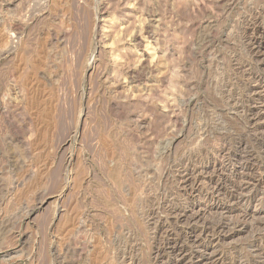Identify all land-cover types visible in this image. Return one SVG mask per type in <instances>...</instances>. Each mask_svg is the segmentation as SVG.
Here are the masks:
<instances>
[{
    "label": "rangeland",
    "instance_id": "1",
    "mask_svg": "<svg viewBox=\"0 0 264 264\" xmlns=\"http://www.w3.org/2000/svg\"><path fill=\"white\" fill-rule=\"evenodd\" d=\"M263 227L264 0H0V264H264Z\"/></svg>",
    "mask_w": 264,
    "mask_h": 264
},
{
    "label": "bare ground",
    "instance_id": "2",
    "mask_svg": "<svg viewBox=\"0 0 264 264\" xmlns=\"http://www.w3.org/2000/svg\"><path fill=\"white\" fill-rule=\"evenodd\" d=\"M133 4V3H132ZM127 5V4H126ZM98 6V5H97ZM135 6V5H134ZM87 8V7H86ZM98 9V8H97ZM129 9V8H128ZM102 10H103V6H100L99 7V9L98 10H96V13L94 12V30H96L97 29V27H98V22H97V18H98V16H99V14L101 15V13L100 12H102ZM105 10V9H104ZM90 12V11H89ZM107 12V11H106ZM104 13V12H103ZM137 16V15H136ZM150 21V20H149ZM89 23V22H88ZM147 26H148V24H147ZM150 26V25H149ZM99 28V27H98ZM121 27H119V29H120ZM148 28V27H147ZM146 28V29H147ZM98 30V29H97ZM148 30V29H147ZM101 31V30H100ZM120 31V30H119ZM94 32V31H93ZM97 32V31H96ZM95 33V32H94ZM98 33V32H97ZM139 33V32H138ZM138 33H137V35H138ZM99 34V33H98ZM146 34V33H145ZM137 35H135V40L137 41V44L138 45H142V43H141V39H140V41H139V35L137 36ZM96 37H99V36H96ZM93 38V37H92ZM131 38H133V37H131ZM105 39V38H104ZM95 40V39H94ZM134 42V41H133ZM95 43H96V41H95ZM101 43V42H100ZM136 45V44H135ZM151 46V45H150ZM104 47V46H103ZM137 47V46H136ZM147 53V52H146ZM110 54V53H109ZM149 58V57H148ZM147 56L145 57V58H142V62H141V64H140V66H139V68H137V69H139V70H137L136 71V75L135 76H137L138 78H142L143 76H144V72H145V70L147 69L148 70V72L150 73L151 71H152V69H151V64L148 66V65H146V63H147ZM89 61V60H88ZM140 62V61H139ZM146 62V63H145ZM124 63V62H123ZM154 63V62H153ZM86 64H87V62H86ZM135 64V63H134ZM154 68V67H153ZM94 70V69H93ZM133 70V69H132ZM103 71H104V69H103ZM88 72V71H87ZM105 72V71H104ZM103 72V73H104ZM147 72V71H146ZM147 72V73H148ZM101 73V72H100ZM99 73V74H100ZM109 73V72H108ZM127 73V72H126ZM135 73V72H134ZM102 76V75H101ZM106 77V76H105ZM99 78H100V76H99ZM138 78H136V79H138ZM147 78V77H146ZM101 80V79H100ZM113 80V79H112ZM104 81V80H103ZM131 81H134V80H131ZM98 83V82H97ZM99 84V83H98ZM115 84V83H114ZM118 84V83H117ZM99 86V85H98ZM97 86V87H98ZM129 94V93H128ZM134 95V94H133ZM132 96V95H131ZM163 110V109H162ZM9 120V119H8ZM139 121V120H138ZM255 122V121H254ZM257 122V121H256ZM260 129V128H259ZM259 131V130H258ZM263 133V132H262ZM73 134V133H72ZM71 135V134H70ZM228 151V150H227ZM215 156H221V158H223V153H222V150H217V151H215V154H214ZM224 155H226V154H224ZM249 155V154H248ZM69 156V155H68ZM227 156V155H226ZM225 156V157H226ZM67 157V156H66ZM70 157V156H69ZM212 157V156H211ZM68 158V157H67ZM67 158H65V159H67ZM217 158V157H216ZM64 159V161H66ZM220 159V158H219ZM230 159V158H229ZM222 160V159H221ZM225 160V159H224ZM234 160V159H233ZM246 160V159H245ZM63 161V160H62ZM240 161V160H239ZM244 161V160H243ZM247 161V160H246ZM69 162V161H68ZM72 163V162H71ZM201 163V162H200ZM207 163V162H206ZM217 163V162H216ZM226 163V162H225ZM234 163V162H233ZM238 163V162H237ZM240 163H241V161H240ZM257 163V162H256ZM68 164V163H67ZM236 164V163H235ZM209 165V164H208ZM220 165V164H219ZM218 165V166H219ZM228 165V164H227ZM233 165V164H232ZM221 166V165H220ZM240 166V165H239ZM244 166H245V164H242V168H244ZM66 167H68L67 165H66ZM193 167V166H192ZM203 168V170H206L205 169V166H203L202 167ZM217 168V167H216ZM234 168V167H233ZM194 169V168H193ZM195 169H197V168H195ZM211 169V168H210ZM224 169V168H223ZM222 169V170H223ZM226 169V168H225ZM224 169V170H225ZM190 170V169H189ZM195 171V170H194ZM187 172V175H185V177L183 176L182 177V179H181V181H180V184H181V186H182V188L184 189V190H186V191H188L189 189H191V190H199V182H200V174H199V172H201V171H199V172H197L198 174H195V172ZM207 171V170H206ZM185 172V173H186ZM208 172V171H207ZM253 172V171H252ZM202 173V172H201ZM205 173V172H204ZM263 173V172H262ZM189 175H191L192 177H186V176H189ZM65 176V175H64ZM203 179V178H202ZM60 180V179H59ZM203 180H205V179H203ZM219 181V180H218ZM179 182V181H178ZM205 182V181H204ZM201 183V182H200ZM207 183V182H206ZM210 184H211V182H210ZM239 184V183H238ZM245 185H248V184H243V186H245ZM211 186V187H210ZM209 187H207L206 189H205V191L208 193L209 191V194L211 195V197L212 198H215L216 196L217 197H221V189H220V187L221 186H219V184L218 183H216L215 182V184H211ZM252 187V186H251ZM250 189V188H249ZM248 189V191L249 192H251L250 190ZM236 190L237 191H239V193H237V194H235V195H229V196H227L228 197V199H229V201L231 202H235L236 204H240V202H242V201H244V202H247L248 201V196H247V194H245L246 192H247V188H244V187H239V185H238V187L236 188ZM202 191V190H201ZM248 192V193H249ZM223 194V193H222ZM250 200V199H249ZM249 202V201H248ZM58 210V207H57V205H56V207H54V210L53 211H57ZM176 210V209H175ZM193 210V209H192ZM195 211V210H194ZM198 211H200V210H198ZM194 212V214L193 215H191V214H189L190 216H192L191 218L193 219V220H196V221H199V219H201V215L199 214L200 212ZM173 212V211H172ZM179 212V211H178ZM186 213V212H185ZM171 214V213H170ZM173 214V213H172ZM171 214V215H172ZM174 214H176V212L174 213ZM173 214V215H174ZM178 214V213H177ZM169 215V214H168ZM180 215V214H179ZM178 215V216H179ZM189 215H187V216H189ZM155 216V215H154ZM175 216V215H174ZM182 216V215H181ZM247 216V214L245 215L244 214V216H242V217H240V218H237V219H232V217H231V219H229V221H231V222H228V223H218L217 225H213V226H210L209 224H207L206 222H204L205 223V225L204 226H202V230H200V232H204V234H205V236L206 237H215V236H218V237H216V238H220V239H223V238H225V236L223 237L222 235H224V233L225 232H223V231H225L227 228H230V226L233 228L234 226H236V225H243V226H245L246 227V225H247V221H248V218L246 217ZM156 218V217H155ZM160 218V217H159ZM178 218V217H177ZM176 218V219H177ZM184 218V217H183ZM225 218V217H224ZM157 220H158V218H157ZM222 220V219H221ZM219 221V220H218ZM158 222V221H157ZM190 222V221H189ZM208 222V221H207ZM217 223V222H216ZM215 223V224H216ZM212 224V223H211ZM234 225V226H233ZM231 229V228H230ZM197 230V229H196ZM195 230V231H196ZM233 230V229H232ZM262 230H264V227H263V229ZM191 231V230H190ZM194 232V231H193ZM202 232V233H203ZM203 235V234H202ZM196 237H198V235H196ZM202 238V237H201ZM206 239H208V238H206ZM219 239H217V241H218ZM175 243V242H174ZM177 245V244H176ZM173 246V245H172ZM174 248V247H173ZM181 249H182V247H181ZM159 252H158V254L155 256L156 257V260L157 261H159V260H161V258H162V253L160 252L161 250H160V248H159V250H158ZM171 251H172V249H171ZM170 251V252H171ZM175 250H173L171 253L173 254V252H174ZM181 250H179L178 251V253L180 252ZM185 252V251H184ZM189 252V251H188ZM175 253V252H174ZM172 254H170V255H172ZM180 254V253H179ZM178 254V255H179ZM186 254V253H185ZM176 255V254H175ZM193 256V255H192ZM176 257V256H175ZM180 258V257H179ZM183 258V257H182ZM193 258V257H192ZM177 260H178V258H177ZM194 261V260H193ZM162 262V261H161ZM163 262L165 263V262H168L169 264H173V261L172 260H163ZM192 262V261H191ZM191 264V263H190ZM193 264V263H192Z\"/></svg>",
    "mask_w": 264,
    "mask_h": 264
}]
</instances>
